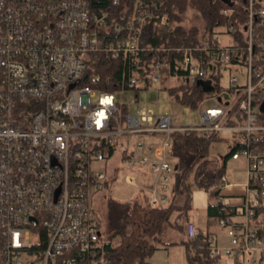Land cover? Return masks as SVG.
Here are the masks:
<instances>
[{"label":"built area","instance_id":"2783aa9c","mask_svg":"<svg viewBox=\"0 0 264 264\" xmlns=\"http://www.w3.org/2000/svg\"><path fill=\"white\" fill-rule=\"evenodd\" d=\"M245 2L241 27L217 25L198 45L176 49L181 56L173 66L164 58L151 65L147 89L209 83L198 106L202 122L181 125L150 108L131 112L116 99L137 97L143 82L136 69L127 70L120 87L94 74L105 61L140 63L142 28L157 17L153 10L137 5L129 19L114 22L111 10L92 0H0V264H106L104 219L96 215L103 188L121 166L124 182L145 195L150 209L167 206L169 136L192 132L238 134L230 157L244 162L247 180L242 222L223 201L227 179L219 180L214 202L225 245L192 219L185 236L201 241L210 259L264 264V213L257 214L264 209V0ZM216 98L220 104H207Z\"/></svg>","mask_w":264,"mask_h":264},{"label":"trees","instance_id":"16d2710c","mask_svg":"<svg viewBox=\"0 0 264 264\" xmlns=\"http://www.w3.org/2000/svg\"><path fill=\"white\" fill-rule=\"evenodd\" d=\"M92 3L109 8L110 20L114 22L129 19L137 5L153 10L157 16L147 19L143 25L140 43L142 51L138 65L135 66L127 60H110L97 64L94 72L101 77V81L108 80L109 87L113 84L120 87L123 84L122 76L127 70L136 69L143 85L135 89V94L139 90L147 89L152 72L151 65L156 60L164 58L173 66L174 60H179L181 56V52L176 49L198 45L202 36L217 25L230 24L238 28L246 21L245 0H92ZM190 7L199 16L198 25L185 26L186 14ZM223 10L230 12L222 15ZM261 32L260 35L263 36L264 32ZM235 34L242 39L239 33ZM86 74L90 76L93 73L87 70ZM84 83H88V80ZM215 88L218 90V87ZM165 91L173 103L190 109L198 108L199 103L210 94L202 87H189L184 81ZM259 116L264 121V107ZM169 138L168 154L176 161L172 199L167 206L158 209H150L147 206L143 193L139 199L128 202L107 199V211L103 217V228L107 235L104 243L106 264H150L152 254L169 245L160 239L164 228L182 232L190 210V187L187 184L189 176L197 189L208 192L211 199L217 196L219 180L224 176V164L214 167L207 157L210 144L223 138L215 134L201 136L196 132L171 133ZM239 146H234L224 158L231 156ZM181 197L182 202L176 201ZM218 209V203L210 204L207 216L218 218ZM263 213L264 209L257 210L258 215ZM171 244L184 247L187 264H217V259H210L205 249H199V245L203 244L199 240H189L185 236V239Z\"/></svg>","mask_w":264,"mask_h":264},{"label":"rangeland","instance_id":"374dc122","mask_svg":"<svg viewBox=\"0 0 264 264\" xmlns=\"http://www.w3.org/2000/svg\"><path fill=\"white\" fill-rule=\"evenodd\" d=\"M198 21L199 16L190 7L186 14L185 26L198 25ZM171 83H173V81H171ZM116 99L124 102L125 104H128V108L131 112L150 108L154 112L155 116H161L165 114L171 115L181 125H197L202 122V118L198 108L190 109L188 107L179 106L173 103L169 99L167 92L164 89H160L158 85H154L152 88L147 90H139L137 93V97H134V95L130 92H126L123 94V96L116 95ZM212 103L220 104L221 98H216L215 100L208 102L207 104L214 105ZM230 145H233L232 142L225 140L215 141L210 144L208 157L215 158L214 165H220L223 162L224 155L229 151ZM117 168L118 170L116 171V173H114L116 176L115 181L109 183V185L104 187L102 190L103 196L99 199L98 211L96 212V215H98L99 217L102 216L103 218L106 214L107 199H111L117 202H128L133 199H139L141 197L142 192L138 190V188L131 187L124 182V175L126 172L125 169L121 166H118ZM224 174L228 180L227 182L231 184L244 183L245 181V173L243 168L240 167L239 162L228 160L226 162ZM187 184L190 188L194 187L191 176H189ZM176 201H178L179 203L182 202V197L178 198ZM192 214H195V212L193 211ZM164 229H166V227ZM101 239L103 241L107 240V235L104 228H101ZM115 242L116 241H114V243ZM162 255L165 261V254ZM168 262L169 264H186V261H184V255L181 252L170 253L168 256ZM217 264H232V262L228 259H218Z\"/></svg>","mask_w":264,"mask_h":264},{"label":"crops","instance_id":"0c3cea01","mask_svg":"<svg viewBox=\"0 0 264 264\" xmlns=\"http://www.w3.org/2000/svg\"><path fill=\"white\" fill-rule=\"evenodd\" d=\"M218 137L223 138V141L225 140V141L232 142L233 145L229 146V151L234 146H236V145L238 146L241 142V138L238 134L227 133V135L223 134V135L218 136ZM152 139L154 141H156L157 139H158V141H161L162 136L158 135L156 138H152ZM227 153H225L224 157L227 155ZM207 159H208V161L211 162V164L214 167H220L224 164V170H225L226 162L228 160H232L234 162H239L240 167L243 168L244 173H245L244 183L231 184V183L227 182L229 185L226 186L222 191L223 201L225 203L231 205L234 209L233 220L236 222H242L244 220V218L241 215V210H240L239 205H240L241 200H242L241 198H242L243 185L246 183V180H247L244 162L242 160H239V159L238 160L231 159V157L228 156L227 158H223V162L220 165H214L215 158L207 157ZM170 162L172 163V165L175 169V167H176L175 159L171 157ZM141 174L145 175L146 177L148 176L147 172L144 169H142ZM223 175L225 176L224 172H223ZM225 178H226V176H225ZM171 186H172V193H171V196H172L173 190H174V182L173 181H172ZM212 203H214V199H211L209 197L208 192L203 191V190H199L195 186L190 188V210L188 212L187 220L192 219L194 221L196 227H198L200 233H203L206 235H211L212 237H214V239L216 240V242L219 245H225L227 243V238L225 236L224 231L218 227L217 218L207 216L208 206ZM193 211L195 212V214H192ZM186 222L183 225V229H182L181 233L179 231L172 229V228H169V227H166V229H164L163 233L160 236V239L163 242L168 243L169 245L166 248H159L158 250H156L149 259L150 264H161V259H162V264H169L168 256L170 253H175V252L183 253L184 261H186L184 247L182 245H178V244L177 245L171 244V243H178L179 241L185 239L184 227H185ZM221 243H223V244H221ZM162 254H165L164 255L165 261L163 259ZM186 264H187V262H186Z\"/></svg>","mask_w":264,"mask_h":264},{"label":"water","instance_id":"95a60500","mask_svg":"<svg viewBox=\"0 0 264 264\" xmlns=\"http://www.w3.org/2000/svg\"><path fill=\"white\" fill-rule=\"evenodd\" d=\"M202 88L205 90V91H210L211 90V87H210V85H209V83L208 82H203L202 84Z\"/></svg>","mask_w":264,"mask_h":264}]
</instances>
